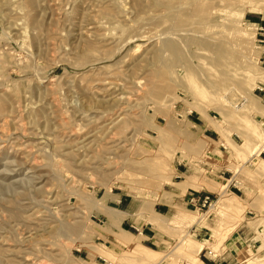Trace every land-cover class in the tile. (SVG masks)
I'll return each mask as SVG.
<instances>
[{"label":"rangeland","instance_id":"rangeland-1","mask_svg":"<svg viewBox=\"0 0 264 264\" xmlns=\"http://www.w3.org/2000/svg\"><path fill=\"white\" fill-rule=\"evenodd\" d=\"M195 172L202 239L153 212ZM231 177L264 202V0H0V264H264Z\"/></svg>","mask_w":264,"mask_h":264},{"label":"crops","instance_id":"crops-1","mask_svg":"<svg viewBox=\"0 0 264 264\" xmlns=\"http://www.w3.org/2000/svg\"><path fill=\"white\" fill-rule=\"evenodd\" d=\"M259 21H262V19L260 18ZM181 174H184V172ZM181 174L175 176V178L179 179L180 177H182ZM185 178L186 180L183 179L182 181H178L175 183L176 186L175 190L173 191L174 197L167 200V202L156 203L153 212L157 216H160L161 218L166 219L170 222H183L184 219H186L188 225L190 224L185 228L187 233L192 237H198L199 239H202L206 237V235L208 234L207 232L214 231L220 228V224H222L223 222V212L221 210L220 212H213L208 215L203 222V224L205 225H201V222L199 221H197L196 223H191L192 219H189V217H191V213L198 212V210L195 208L196 204L190 202V198L192 195H195L196 192L201 193L202 190L197 191L189 186L192 184L196 185L199 182L200 177L196 172L193 174H187ZM230 179L232 180L233 178L231 177ZM185 182H187L189 185L187 184V186L184 188L183 186H181V184ZM224 190L227 196H233L235 197V199L239 200L241 202V207L244 208V211L241 212L240 215L243 221L240 222L239 226L235 224L234 234H236L238 237L243 236L245 240H252L253 243L262 242L264 240V202L256 198L259 193L258 187L247 184L244 181H237V179L235 178V180H232V183L227 185ZM203 193L212 194L211 192L205 190H203L202 194ZM125 201V199L122 200L121 198H111V196L107 197L104 201L105 208L103 209L107 211L109 216H111V213H114L116 211H118L119 216H122L119 218L117 215L116 217H111V221L114 223V221L116 220L117 225L123 224L125 222L136 223L139 221L137 218L139 216L134 213L132 204L128 203L127 205ZM145 203L139 206V212H147L144 210ZM123 206H125V208H123ZM149 208L151 209V206ZM115 225L109 224L107 229V232L109 234V236H107L108 238H111V235H116L117 228ZM179 228H181V226ZM138 235L142 239L141 246L145 252H152L157 254V252L153 251L152 248L160 247L165 241L164 237H161L159 233H151V229H149L147 226H142L141 232H139ZM117 240L119 241L118 238ZM200 252H202V249ZM227 258L228 255L214 254L212 258H208V262L200 260L199 263L225 264ZM100 264L110 263H106V261L103 260V263Z\"/></svg>","mask_w":264,"mask_h":264},{"label":"built area","instance_id":"built-area-1","mask_svg":"<svg viewBox=\"0 0 264 264\" xmlns=\"http://www.w3.org/2000/svg\"><path fill=\"white\" fill-rule=\"evenodd\" d=\"M216 201L217 197L210 193L202 194L196 192L195 195H192L190 198V202L196 204L195 208L198 210V212H202L204 209H206V211L210 210ZM208 253L210 254L211 252Z\"/></svg>","mask_w":264,"mask_h":264},{"label":"bare ground","instance_id":"bare-ground-1","mask_svg":"<svg viewBox=\"0 0 264 264\" xmlns=\"http://www.w3.org/2000/svg\"><path fill=\"white\" fill-rule=\"evenodd\" d=\"M197 25V24H196ZM166 45V44H165ZM164 45V46H165ZM168 45V44H167ZM166 45V47H168ZM169 46H170V43H169ZM171 47H173V46H171ZM168 48H170V47H168ZM171 50V49H170ZM153 73H155V72H153ZM157 75V74H156ZM152 77H155V76H152ZM151 84V83H150ZM154 85V84H153ZM152 88H153V86H152ZM134 155V154H133ZM104 201H105V198H102L101 200H98V204L101 206V205H104ZM100 202V203H99Z\"/></svg>","mask_w":264,"mask_h":264}]
</instances>
